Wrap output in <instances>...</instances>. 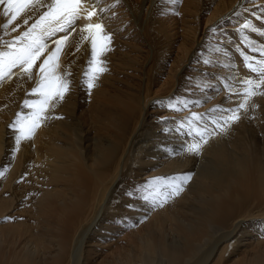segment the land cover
Segmentation results:
<instances>
[{
    "label": "bare ground",
    "instance_id": "6f19581e",
    "mask_svg": "<svg viewBox=\"0 0 264 264\" xmlns=\"http://www.w3.org/2000/svg\"><path fill=\"white\" fill-rule=\"evenodd\" d=\"M86 3L97 15L43 37L46 56L69 36L52 69L68 90L19 144L10 125L39 108L24 101L43 99L32 91L43 58L31 78L17 67L0 79V264H264V94L222 119L241 81L259 80L241 52L264 58L253 51L264 37L242 26L264 30V0ZM46 10L0 26V50ZM86 23L111 34L91 90ZM194 142L198 154L186 150Z\"/></svg>",
    "mask_w": 264,
    "mask_h": 264
},
{
    "label": "snow or ice",
    "instance_id": "6c2138e0",
    "mask_svg": "<svg viewBox=\"0 0 264 264\" xmlns=\"http://www.w3.org/2000/svg\"><path fill=\"white\" fill-rule=\"evenodd\" d=\"M0 5L4 6L3 15L6 17L10 16L6 24L0 25L5 28L30 9L35 7L47 9L39 15V18L30 28L21 32L20 35L14 37L11 41H8L5 45L6 50H0V79L10 76L12 69L17 67L21 75H27L31 78L37 62L43 58V62L39 64L41 76L38 88L32 90L34 93L38 90L41 91L43 99L32 102L28 100L24 101L25 106L39 105V108L32 114V119L27 126L22 125L19 118L15 124L10 125V127L19 126L20 134L16 137L17 144H19L21 139L30 138L33 130L39 126L41 113L47 106L48 101H54L56 98L63 99L65 92L68 90L67 80L64 77H56L52 69L55 66L58 54L62 50V46L69 36L64 35L60 39L55 40V48L48 52L46 56H44L46 44L43 37L51 36L53 32L62 31L69 26H73L71 31L74 32L76 30L74 24L81 17V13L86 12L84 18L90 20L93 16L97 15V9L92 8L88 10L86 0H50L46 4L42 0H0ZM99 11L102 12L103 9ZM23 23L27 24L28 20L25 19ZM53 24L56 25L55 28L52 27ZM242 27L244 29H252L254 32L261 31V36L264 37V30L256 28L252 23L245 22ZM15 30V28L12 29V31ZM80 32L83 34L81 39L89 40L91 44V58L88 61L90 69L84 74L88 77L85 82L88 89L91 90L94 87L95 79L98 78V74L106 71L102 66L104 62L99 57L111 50V34L105 32L102 23H86L80 28ZM253 51H258L261 57H264V39H262L259 46L253 47ZM241 55L243 56L245 66L252 72L257 73L259 80L256 81L248 77L241 81L246 85L241 93L243 99L238 103L237 107L226 110L230 112V115L222 117L225 125L235 123L240 119V110L247 109L252 97L264 94L260 92L261 87L264 86V58L254 59L248 56L246 52H241ZM221 128H223V125H221ZM197 134L200 136L201 141L207 143L204 132L197 130ZM200 148L201 143L194 142L189 144L186 150L190 153L198 154ZM190 179L191 175L189 174L179 177L178 182L173 185L172 193L175 195L179 191H182L183 189L180 185L187 183ZM5 219H8V217H5Z\"/></svg>",
    "mask_w": 264,
    "mask_h": 264
},
{
    "label": "rangeland",
    "instance_id": "374dc122",
    "mask_svg": "<svg viewBox=\"0 0 264 264\" xmlns=\"http://www.w3.org/2000/svg\"><path fill=\"white\" fill-rule=\"evenodd\" d=\"M176 46V45H175ZM173 51V50H172ZM171 53V52H170ZM170 53L168 54V56L170 55ZM174 55V54H173ZM172 55V56H173ZM193 62V61H192ZM169 63H170V61L167 63V64H164V66H167V65H169ZM1 217V216H0ZM7 222V220H4V219H0V225H2V224H4V223H6Z\"/></svg>",
    "mask_w": 264,
    "mask_h": 264
}]
</instances>
